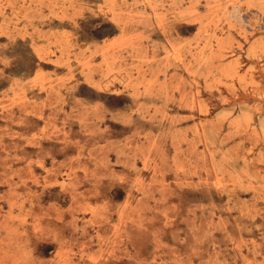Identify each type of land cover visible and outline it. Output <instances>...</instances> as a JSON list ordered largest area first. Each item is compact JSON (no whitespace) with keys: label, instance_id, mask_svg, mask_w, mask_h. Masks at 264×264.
<instances>
[{"label":"rangeland","instance_id":"rangeland-1","mask_svg":"<svg viewBox=\"0 0 264 264\" xmlns=\"http://www.w3.org/2000/svg\"><path fill=\"white\" fill-rule=\"evenodd\" d=\"M0 264H264V0H0Z\"/></svg>","mask_w":264,"mask_h":264},{"label":"bare ground","instance_id":"bare-ground-1","mask_svg":"<svg viewBox=\"0 0 264 264\" xmlns=\"http://www.w3.org/2000/svg\"><path fill=\"white\" fill-rule=\"evenodd\" d=\"M180 60V59H179ZM112 88V87H111Z\"/></svg>","mask_w":264,"mask_h":264}]
</instances>
